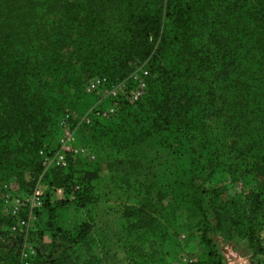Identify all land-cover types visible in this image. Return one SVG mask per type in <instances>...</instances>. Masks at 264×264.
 Segmentation results:
<instances>
[{"label": "trees", "instance_id": "trees-1", "mask_svg": "<svg viewBox=\"0 0 264 264\" xmlns=\"http://www.w3.org/2000/svg\"><path fill=\"white\" fill-rule=\"evenodd\" d=\"M144 62L152 80L148 93L135 102L142 118L137 114L127 123L122 112L133 105L124 104L105 120L110 127L98 120L90 126L111 146H136L166 134V144L171 138L192 141V150L201 152L210 140L204 136L207 117L214 122L223 114L229 148L252 173L257 190L250 197H233L224 188L202 191L199 201L211 204L200 209L202 237L214 248L210 232L239 227L242 206H249L254 219L264 216V0H0V176L14 174L23 187L34 189L43 171L40 153L56 132L54 115L77 104L81 86L95 75L119 81L131 64ZM198 109L201 122L195 117ZM78 162L70 158L67 167L54 165L45 174L64 193L54 200L43 193L51 213L96 202L99 172L79 169ZM106 165L111 176L132 172L128 160L109 159ZM244 198H249L246 205ZM154 211L141 203L124 213L133 227L154 230L159 224ZM47 228L69 246L85 242L91 232L90 222L75 235L52 220ZM255 232L250 226L246 233L255 242V254L264 256V241ZM8 241L0 230V248ZM148 251L151 258L158 253L154 243ZM38 256L37 249L36 264L60 263L49 252ZM66 256L61 261L67 262ZM209 257L190 264H225L217 248ZM8 258L0 256L4 264H16Z\"/></svg>", "mask_w": 264, "mask_h": 264}, {"label": "rangeland", "instance_id": "rangeland-1", "mask_svg": "<svg viewBox=\"0 0 264 264\" xmlns=\"http://www.w3.org/2000/svg\"><path fill=\"white\" fill-rule=\"evenodd\" d=\"M166 33L168 37L174 34L169 18L166 19ZM131 65V72L119 81L114 82L108 76L98 74L104 78V82L94 92L86 90V81L81 86L77 104L64 106L62 111L54 115L56 132L47 138L46 146L40 153L44 165L34 189L23 187L14 174L0 176V230L9 239V245L1 244L0 256L5 255L8 259L15 260L16 264H24L23 249L32 246L36 251L38 249L41 258L46 257L48 252L52 253L55 261L59 260V264H166L171 256L181 255L188 256L193 262L207 261L210 251L217 248L225 264H264V256L255 254V242L246 233L250 226H255L254 234L264 241V216L253 218L249 206L246 205L249 198L243 199L248 201L244 203L246 206H242L245 210L241 212L244 211L245 215L239 227L226 225L222 230L210 232L214 239V248L202 237L204 225L200 209L211 207L208 200L203 203L199 201L204 197L203 190L224 188L233 197H250L257 190L252 173L240 164L229 148L231 140L227 135L228 124L223 114L214 122L207 117L205 125L210 128L205 130L204 136H210V140L208 148L201 152L192 150V141L183 144L171 138V144H166V134L147 138L135 144L136 146L130 144L122 148L123 145L111 146L108 139L100 138L94 133L90 124L95 120L108 127L112 125L105 124L107 119L93 116L98 109L118 106L115 114L109 118L111 119L117 116L124 104H129L133 106L122 112L127 123L133 121L137 114L142 118V112L135 110V102L138 100L132 103L131 96L132 91H142L140 99L148 93L152 80L150 68L147 62ZM115 87L120 92L117 97L113 94ZM199 109L195 117L201 122ZM87 116H91V123L84 120ZM66 125L70 127L74 137L71 139L73 147H86L96 156L91 158L78 154L75 158L79 160V169L91 167L99 172V177L94 180L96 202L85 208L69 204L67 208L54 213L44 208L42 199L43 206L42 203L36 207L23 205L22 215L30 218L31 225L23 242L17 244V249L13 248L16 240H12L11 231L9 233L7 227L14 223L10 211L15 206V200L21 198L25 201L39 186L43 192L48 191L51 200L62 195L49 184L45 174L54 166L50 161L55 153L66 150L62 147L63 140H67L69 136L65 130ZM118 132L121 133V130ZM212 134L214 137H211ZM117 138L122 137L120 135ZM196 146L198 145L195 144ZM72 154L67 151L70 158H74ZM115 158L132 163V172L123 176H111L106 162ZM84 161L88 163L84 164ZM30 177L29 172L28 178ZM7 199L9 202H6ZM141 203L155 210L154 215L159 220L156 229L139 230L126 218V207L139 206ZM262 207L264 211V201ZM51 220L74 235L83 222H90L91 232L85 242L69 246L63 244L47 228ZM8 222L9 225H6ZM152 243L158 253L151 258L148 248ZM65 253L69 258L67 262L61 261ZM36 260H31V264H36ZM0 264H4L3 259H0Z\"/></svg>", "mask_w": 264, "mask_h": 264}, {"label": "built area", "instance_id": "built-area-1", "mask_svg": "<svg viewBox=\"0 0 264 264\" xmlns=\"http://www.w3.org/2000/svg\"><path fill=\"white\" fill-rule=\"evenodd\" d=\"M103 82H104L103 77H101L100 75L94 76L90 80H88L86 84L87 85L86 90L88 92H94L102 86ZM132 92H133V95L131 96L132 97L131 102L133 103L136 100L140 99L142 95V91H137V92L132 91ZM119 93H120L119 89L115 87L113 89L114 96L117 97L118 95H120ZM117 109H118V106H110L109 108L104 109V110L98 109L95 111V113H93V116L95 118L100 117L101 119H109L113 114H115ZM84 120L86 121V123L92 122L91 116H87ZM65 130H66L67 135L69 136L67 140H63L62 147L66 150L55 153L54 157L50 161V162H53V165L67 167L70 162V157L67 155V151L73 153L72 155L74 156V159L76 158L78 154H84L91 158L96 157L95 154L86 147L74 148L71 142L72 141L71 139L74 137L72 136L70 127L66 125ZM45 164H47L46 161H45ZM43 193L44 192L41 190V186H39L29 198L25 199L26 202L23 201L21 198H17L15 200V206L12 207L10 211L11 215L14 218V223L10 227L13 241L16 240V242L22 243L23 238L26 237L25 234L28 233L29 227L31 225L30 218L22 215V210H23L22 206L23 205L25 206L28 204L32 205V207L40 206L42 203L41 197ZM6 202H9V199H7ZM36 254H37L36 248L32 246L29 249H23V253H22V257L24 259L23 263L31 264V260ZM192 262L193 260L189 258L188 256L181 255L178 257L171 256L168 259L166 264H190Z\"/></svg>", "mask_w": 264, "mask_h": 264}, {"label": "crops", "instance_id": "crops-1", "mask_svg": "<svg viewBox=\"0 0 264 264\" xmlns=\"http://www.w3.org/2000/svg\"><path fill=\"white\" fill-rule=\"evenodd\" d=\"M59 192H61V193H62V195L58 196V198H61V197H63V196H64V193H63V191H62L61 189H59Z\"/></svg>", "mask_w": 264, "mask_h": 264}]
</instances>
